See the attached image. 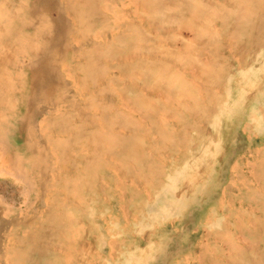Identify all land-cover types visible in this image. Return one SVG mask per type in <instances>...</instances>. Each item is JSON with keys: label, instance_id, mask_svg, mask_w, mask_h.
<instances>
[{"label": "rangeland", "instance_id": "374dc122", "mask_svg": "<svg viewBox=\"0 0 264 264\" xmlns=\"http://www.w3.org/2000/svg\"><path fill=\"white\" fill-rule=\"evenodd\" d=\"M222 1L0 0V264H264V0Z\"/></svg>", "mask_w": 264, "mask_h": 264}, {"label": "bare ground", "instance_id": "6f19581e", "mask_svg": "<svg viewBox=\"0 0 264 264\" xmlns=\"http://www.w3.org/2000/svg\"><path fill=\"white\" fill-rule=\"evenodd\" d=\"M2 1H3V0H2ZM127 1H128V0H127ZM158 1H159V0H158ZM162 1H163V0H162ZM165 1H166V0H165ZM182 1H183V0H182ZM202 1H203V0H202ZM211 1H212V0H211ZM221 1H222V0H221ZM137 2H138V1H137ZM156 2H157V1H156ZM169 2H170V1H169ZM191 2H192V1H191ZM222 2H224V1H222ZM113 3H114V2H113ZM119 3H120V2H119ZM128 3H129V2H128ZM147 3H148V2H147ZM195 3H196V2H195ZM206 3H207V1H206ZM209 3H210V1H209ZM212 3H213V2H212ZM215 3H218V2H215ZM129 4H130V3H129ZM132 4H133V3H132ZM158 4H159V2H158ZM168 4H169V3H168ZM191 4H192V3H191ZM197 4H198V1H197ZM207 4H208V3H207ZM207 4H205V5H207ZM229 4H230V3H229ZM109 5H110V4H109ZM121 5L124 6V4H121ZM121 5H120V6H121ZM133 5H135V4H133ZM171 5H172V4H171ZM37 6H38V5H37ZM47 6H48V5H47ZM126 6H127V5H126ZM126 6H125V7H126ZM176 6H177V5H176ZM176 6H175V7H176ZM179 6H180V5H179ZM199 6H200V5H199ZM141 7H142V6H141ZM196 7H198V6L196 5ZM112 8H113V7H112ZM121 8H123V7H121ZM145 8H146V7H145ZM204 8H206V7L204 6ZM83 9H84V8H83ZM85 9H87V8H85ZM101 9H103V8H101ZM101 9H100V10H101ZM133 9H134V8H133ZM202 9H203V8H202ZM205 10H206V9H205ZM51 11H52V10H51ZM104 11H105V10H104ZM109 11H110V9H109ZM148 11H149V10H148ZM163 11H164V10H163ZM195 11H196V10H195ZM202 11H203V10H202ZM206 11H207V10H206ZM131 12H132V11H131ZM157 12H158V11H157ZM185 12H187V11H185ZM203 12H204V11H203ZM68 13H69V12H68ZM95 13H96V12H95ZM111 13H112V12H111ZM146 13H147V12H146ZM161 13H162V12H161ZM168 13H169V12H168ZM195 13H196V12H194V15H195ZM147 14H148V13H147ZM147 14H146V15H147ZM174 14H175V13H174ZM203 14H204V13H203ZM203 14L201 13V16H202ZM110 15H111V14H110ZM115 15H116V13H115ZM121 15H122V14H121ZM132 15H133V14H132ZM162 15H163V13H162ZM164 15H166V14H164ZM176 15H177V14H176ZM96 16H98V15H96ZM111 16H112V15H111ZM113 16H114V15H113ZM113 16H112V19H113ZM122 16H123V15H122ZM153 16H154V15H153ZM169 16H170V15H169ZM195 16H196V15H195ZM199 16H200V14H199ZM138 17H140V16H138ZM155 17H156V16H155ZM114 18H115V17H114ZM146 18H147V17H146ZM146 18H145V19H146ZM156 18H157V17H156ZM161 18H162V17H161ZM178 18H180V17H178ZM119 19H120V18H119ZM137 19H138V18H137ZM151 19H152V18H151ZM163 19H164V18H163ZM171 19H172V18H171ZM174 19H175V18H174ZM180 19H181V18H180ZM198 19H199V18H198ZM202 19H203V18H202ZM209 19H210V18H209ZM161 20H162V19H161ZM177 20H178V19H177ZM187 20H188V19H187ZM190 20H192V19H190ZM190 20H188V21H190ZM200 20H201V19H200ZM117 21H118V20H117ZM196 21H197V20H196ZM139 22H140V21H139ZM148 22H150V21H148ZM151 22H153V20H151ZM167 22H168V21H167ZM193 22H194V21H193ZM200 22H202V21H200ZM111 23H112V22H111ZM195 24H196V23H195ZM209 24H210V23H209ZM154 25H155V24H154ZM171 25H172V24H171ZM175 25H176V24H175ZM183 25H184V24H183ZM183 25H181V27H183ZM210 25H212V24H210ZM157 26H158V22H157ZM179 26H180V24H179ZM189 26H190V25H189ZM189 26H188V27H189ZM160 27H161V26H160ZM162 27H163V24H162ZM162 27H161V28H162ZM181 27H179V28H181ZM185 27L187 28V25H186ZM191 27H193V26L191 25ZM191 27H189V28H191ZM213 27H214V26H213ZM153 28H154V27H153ZM163 28H164V27H163ZM215 28H216V27H215ZM145 29H146V28H145ZM150 29H151V27H150ZM165 29H166V28H165ZM171 29H172V28H171ZM161 30H162V29H161ZM168 30H169V29H168ZM178 30H179V29H178ZM181 30H182V29H181ZM190 30H191V29H190ZM194 30H195V29H194ZM113 31H114V30H113ZM146 31H148V30H146ZM149 31H150V30H149ZM187 31H188V30H187ZM192 31H193V30H192ZM192 31H190V32H192ZM213 31H214V30H213ZM177 32H178V31H177ZM253 32H254V31H253ZM111 33H112V32H111ZM146 33H147V32H146ZM152 33H154V32L152 31ZM179 33H180V32H179ZM117 34H118V33H117ZM148 34H149V33H148ZM158 34H159V33H158ZM214 34H215V33H214ZM219 34H220V33H219ZM108 35H110V34H108ZM115 35H116V34H115ZM178 35H179V34H178ZM153 36H154V35H153ZM159 36H160V35H159ZM159 36H158V37H159ZM74 37H75V36H74ZM98 37H99V36H98ZM104 37H105V36H104ZM178 37H179V36H178ZM211 37H212V36H211ZM149 38H150V37H149ZM160 38H161V37H160ZM98 39H99V38H98ZM104 39H105V38H104ZM104 39H103V41H104ZM155 39H156V38H155ZM175 39H176V38H175ZM180 39H181V38H180ZM212 39H214V38L212 37ZM215 39H216V38H215ZM74 40H75V39H74ZM162 40H163V39H162ZM199 40H200V39L198 38V41H199ZM228 40H229V39H228ZM100 41H101V40H100ZM158 41H159V40H158ZM171 41H172V40H171ZM177 41H178V39H176V42H177ZM164 42H165V40H164ZM166 42H168V41L166 40ZM229 42H230V41H229ZM121 43H122V42H121ZM171 43H172V42H171ZM177 43H178V42H177ZM161 44H162V43H161ZM164 44H165V43H164ZM163 46H164V45H163ZM173 46H174V44H173ZM202 46H203V45H202ZM206 46H207V45H206ZM241 46H242V44H241ZM228 47H229V46H228ZM173 48H175V47H173ZM233 48H234V47H233ZM242 48H243V47H242ZM251 48H252V47H251ZM176 49H177V48H176ZM178 49H179V47H178ZM205 49H206V48H205ZM37 50H38V49H37ZM179 50H180V49H179ZM227 50H228V49H227ZM158 51H159V50H158ZM176 51H177V50H176ZM189 52H190V51H189ZM149 53H150V52H149ZM151 53H152V52H151ZM191 53H192V52H191ZM210 53H211V52H210ZM156 54H157V53H156ZM201 54H202V53H201ZM140 55H141V54H140ZM145 55H146V54H145ZM202 55H203V54H202ZM125 56H126V55H125ZM127 56H128V55H127ZM133 56H134V54H133ZM153 56H154V55H153ZM200 56H201V55H200ZM206 56H207V55H206ZM120 57H121V56H120ZM122 57H124V56H122ZM128 57H129V56H128ZM128 57H127V58H128ZM145 57H146V56H145ZM154 57H155V56H154ZM157 57H158V56H157ZM238 57H239V56H238ZM240 57H241V56H240ZM165 58H166V57H165ZM206 58H207V57H206ZM158 59H159V58H158ZM169 59H170V58H168V60H169ZM111 60H113V59H111ZM159 60H160V59H159ZM199 60H200V59H199ZM204 62H205V61H204ZM155 63H156V62H155ZM168 63H169V62H168ZM205 63H207V61H206ZM63 64H64V63H63ZM157 64H158V63H157ZM162 64H164V63L162 62ZM165 64H166V61H165ZM202 64H203V63H202ZM166 65H168V64H166ZM203 65H204V64H203ZM237 65H238V64H237ZM64 67H65V66H64ZM162 67H163V66H162ZM174 67H175V66H174ZM160 68H161V67H160ZM182 68H183V67H182ZM194 68H195V67H194ZM65 69H66V67H65ZM162 69H163V68H162ZM191 69H192V68H191ZM159 70H160V69H159ZM174 70H175V69H174ZM189 70H190V69H189ZM189 70H188V71H189ZM195 70H196V69H195ZM157 71H158V70H157ZM182 71H183V70H182ZM192 71H193V70H192ZM192 71H191V72H192ZM205 71H206V69H205ZM31 72H32V71H31ZM189 72H190V71H189ZM151 73H152V72H151ZM163 73H164V72H163ZM173 73H176V72H173ZM173 73H172V74H173ZM138 74H139V73H138ZM138 74H137V75H138ZM161 74H162V73H161ZM164 74H165V73H164ZM167 74H168V73H167ZM187 74H188V73H187ZM152 75H153V74H152ZM157 75H158V74H157ZM214 75H215V74H214ZM32 76H34V75H32ZM153 76H154V75H153ZM168 76H170V75H168ZM191 76H192V75H191ZM203 76H204V75H203ZM30 77H31V76H30ZM149 77H150V76H149ZM154 77H155V76H154ZM156 77H157V76H156ZM137 78H138V77H137ZM146 78H147V76H146ZM150 78L152 79V77H150ZM150 78H149V79H150ZM184 78H185V77H184ZM187 78H188V77H187ZM202 78H203V77H202ZM126 79H127V78H126ZM127 80H128V79H127ZM143 80H144V79H143ZM198 80H199V79H198ZM139 81H141V80H139ZM147 81H148V80H147ZM181 81H182V80H181ZM195 81H196V80H195ZM145 83H146V82H145ZM175 83H177V82H175ZM192 83H193V82H192ZM149 84H151V83H149ZM178 84H179V83H178ZM200 84H201V83H200ZM204 84H205V83H204ZM239 84H240V83H239ZM146 85H147V83H146ZM153 85H154V84H153ZM176 85H177V84H176ZM195 85H196V84H195ZM143 86H144V85H143ZM147 87H150V86H147ZM157 88H158V87H157ZM191 88H192V87H190V89H191ZM141 89H142V88H141ZM144 89H145V88H144ZM198 89H199V87H198ZM146 90H147V89H146ZM165 90H166V89H165ZM193 90H194V89H193ZM138 91H139V90H138ZM138 91H137V92H138ZM143 91H144V90H143ZM194 91H195V90H194ZM147 92H149V91H147ZM155 92H156V91H155ZM150 93H151V92H150ZM194 93H196V92H194ZM194 93H193V95H195ZM162 94H163V93H162ZM137 95H138V94H137ZM158 95H159V94H158ZM168 95H169V94H168ZM123 96H124V95H123ZM148 96H149V95H148ZM148 96H147V97H148ZM161 96H163V95H161ZM126 97L128 98V96H126ZM132 97H133V96H132ZM167 97H168V96H167ZM127 98H126V99H127ZM133 98H134V97H133ZM159 98H160V97H159ZM197 98H198V96H197ZM137 99H138V97H137ZM163 99H164V97H163ZM201 99H203V98H201ZM135 100H136V99H135ZM150 100H151V99H150ZM167 100H168V99H167ZM169 100H170V99H169ZM169 100H168V101H169ZM136 101H137V100H136ZM136 101H135V103H137L136 105H138V103H139L140 101H138V102H136ZM201 101H202V100H201ZM129 102H131V101H129ZM142 102H144V101L142 100ZM142 102H141V103H142ZM145 102H146V101H145ZM145 102H144V103H145ZM150 102H151V101H150ZM161 102H162V101H161ZM147 104H148V102H147ZM147 104H146V105H147ZM184 104H185V103H184ZM128 105H129V104H128ZM139 105L141 106L142 104L139 103ZM154 105H155V104H154ZM133 107H134V106H133ZM145 107H146V106H145ZM168 107H169V106H168ZM135 108H137V107H135ZM179 108H180V107H179ZM141 109H142V108H141ZM141 109H140V107H139V110H141ZM177 109H178V107H177ZM181 109H182V108H181ZM133 110H134V109H133ZM133 110H131V111H133ZM143 110H144V112H145V109H143ZM143 110H142V111H143ZM134 111H136V110H134ZM175 111H176V110H175ZM246 111H247V110H246ZM136 112H137V111H136ZM166 112H167V111H166ZM161 113H162V112H161ZM167 114H169V113H167ZM170 114H171V113H170ZM172 114H173V113H172ZM172 114H171V115H172ZM141 115H142V114H140V116H141ZM145 115H146V114H145ZM145 115H144V117L146 118ZM138 116H139V115H138ZM142 116H143V115H142ZM160 116H161V115H160ZM244 116H245V114H244ZM247 116H248V114H247ZM144 117H143V118H144ZM165 118H167V117H165ZM169 118H170V117H169ZM169 118H168V119H169ZM170 119H171V118H170ZM246 119H247V118H246ZM141 120H142V119H141ZM165 120H166V119H165ZM243 120H245V119H243ZM174 121H175V120H174ZM241 122H242V121H241ZM244 122H245V121H244ZM244 122H242V123H244ZM163 123H164V122H163ZM247 125H248V123H247ZM165 127H166V126H165ZM242 129H243V128H242ZM244 129H245V128H244ZM4 131H5V130H4ZM247 133H248V131H247ZM252 135H253V134H252ZM1 138H2V137H1ZM2 139H3V138H2ZM142 140H143V139H142ZM2 144H3V143H2ZM4 150H5V149H4ZM7 150H8V149H7ZM1 151H2V150H1ZM1 151H0V152H1ZM255 151H256V150H255ZM4 153H5V152H4ZM12 153H14V152H12ZM1 154H2V153H1ZM255 154H256V153H255ZM255 154H254V156H256ZM0 156H1V155H0ZM16 156H17V155H16ZM18 156H19V155H18ZM18 156H17V159H18ZM4 157H5V156H4ZM0 159H1V158H0ZM27 159H28V158H27ZM1 160H2V159H1ZM20 160H21V159H20ZM12 161L14 162V160H12ZM17 161H18V160H17ZM17 161H16V162H17ZM22 161H23V160H22ZM24 161H25V160H24ZM261 161H262V160H260V162H261ZM0 162H2V161H0ZM16 162H15V163H16ZM115 162H116V161H115ZM252 162H253V161H252ZM10 163H12V162H10ZM162 163H164V162H162ZM256 163H257V162H256ZM5 164H6V162H5ZM7 164H8V163H7ZM258 164H259V163H258ZM14 165H15V164H14ZM175 165H176V164H175ZM18 166H19V165H18ZM249 166H250V162H249ZM253 166H254V165H253ZM8 167H11V166L8 165ZM16 167H17V166H16ZM65 167H66V166H65ZM256 167H257V166H256ZM3 168H5V167H3ZM12 168H13V166H12ZM17 168H18V167H17ZM17 168H16V169H17ZM20 168H21V167L19 166V170H20V172H22V170H21ZM111 168H112V167H111ZM114 168H115V167H114ZM254 168H255V167H254ZM9 169H10V168H9ZM16 169L14 168V169H11V170H16ZM112 169H113V168H112ZM5 170H6V169H5ZM17 170H18V169H17ZM17 170H16V171H17ZM19 170H18V172H19ZM115 170H116V169H115ZM250 170H251V169H250ZM3 171H4V170H3ZM247 171H248V169H247ZM18 172H17V173H18ZM26 172H27V171H26ZM120 172H121V171H120ZM256 172H257V171H256ZM258 172H259V171H258ZM258 172H257V173H258ZM7 173H8V171H7ZM9 173H12V172L10 171ZM14 173H15V171H14ZM14 173H13V175H14ZM17 173H16V175H17ZM114 173H115V172H114ZM247 173H248V172H247ZM257 173H256V174H257ZM25 174H26V173H25ZM27 174H28V173H27ZM232 174H233V173H232ZM16 175H14V176H16ZM252 175H253V174H252ZM19 176H20V175H19ZM19 176H16V177L18 178ZM27 176H28V175H27ZM257 176H258V175H256L255 177H257ZM21 177H22V176H21ZM28 178H29V176H28ZM21 179L24 180L25 178L22 177ZM30 179H31V178H30ZM124 179H125V178H124ZM135 179H136V178H135ZM253 179H254V178H253ZM256 179H257V178H256ZM28 180H29V179H28ZM52 180H53V179H52ZM137 180H138V179H137ZM135 181H136V180H135ZM135 181H134V182H135ZM252 181H253V180H252ZM23 182H25V180H24ZM132 182H133V181H132ZM256 182H257V181H256ZM5 183H6V182H5ZM253 183H254V182H253ZM5 185H6V184H5ZM254 185H255V184H254ZM17 186H18V185H17ZM22 186H23V185H22ZM27 186H28V185H27ZM257 186H258V185H257ZM7 187H8V186H7ZM23 187H24V186H23ZM13 188H14V187H13ZM17 188H18V187H17ZM17 188H15V189H17ZM31 188H32V187H31ZM257 188H258V187H257ZM2 190H3V189H2ZM29 190H30V189H29ZM122 190H123V189H121V191H122ZM25 191H26V190H25ZM74 191H75V190H74ZM19 192H20V191H19ZM22 193H23V191H22ZM45 193H46V192H45ZM71 193H72V192H71ZM73 193H74V192H73ZM24 194H25V192H24ZM49 195H50V194H49ZM71 195H72V194H71ZM72 196H73V195H72ZM119 196H120V195H119ZM145 196H146V195H145ZM42 198H43V197H42ZM72 199H73V198H72ZM220 202H221V201H220ZM220 204H221V203H220ZM226 204H227V202H226ZM78 205H79V204H78ZM219 206H220V205H219ZM247 206H248V205H247ZM80 207H81V206H80ZM120 208H121V206H120ZM207 208H208V207H207ZM123 209H124V208H123ZM125 210H126V209H125ZM208 210H209V209H208ZM253 210H254V209H253ZM255 210H256V209H255ZM41 211H42V210H41ZM121 211H123V210L121 209ZM66 212H67V211H66ZM124 212H125V211H124ZM68 213H69V212H68ZM68 213H67V214H68ZM122 213H123V212H122ZM125 213H126V212H125ZM125 213H124V214H125ZM39 214H40V213H39ZM197 214H198V213H197ZM68 215H69V214H68ZM130 216H131V215H130ZM132 216H133V215H132ZM106 217H107V216H106ZM132 218H133V217H132ZM211 218H213V217H211ZM234 218H235V217H234ZM114 219H115V218H114ZM123 219H124V218H123ZM102 221H103V220H102ZM109 222H110V221H109ZM262 222H263V221H262ZM247 223H248V222H247ZM252 223H253V222H252ZM122 225H123V224H122ZM250 225H251V224H250ZM232 226H233V225H232ZM251 227H252V226H251ZM71 228H72V227H71ZM256 229H257V228H256ZM258 229H259V228H258ZM144 231H145V230H144ZM68 235H69V237H70V232H69ZM206 235H207V234H206ZM240 236H241V235H240ZM247 236H248V235H247ZM211 237H212V236H211ZM256 237H257V236H256ZM256 237H255V238H256ZM8 238H9V237H8ZM259 239H260V238H259ZM115 240H116V238H115ZM241 240H242V239H241ZM257 240H258V239H257ZM110 241H111V240H110ZM112 241H113V240H112ZM112 241H111V242H112ZM114 242H115V241H114ZM257 242H258V241H257ZM77 243H78V242H77ZM83 243H84V242H83ZM106 243H107V242H106ZM80 244H81V243H80ZM80 244H79V245H80ZM113 244H114V243H113ZM253 244H254V243H253ZM79 245H78V246H79ZM86 245H87V244H86ZM107 245H108V244H107ZM245 245H246V244H245ZM251 245H252V244H251ZM255 245H256V244H255ZM88 246H89V244H88ZM51 247H52V246H51ZM116 247H117V246H116ZM252 247H253V246H252ZM254 247H255V246H254ZM62 248H63V247H62ZM145 249H146V248H145ZM72 250H73V249H72ZM78 250H79V249H78ZM76 251H77V250H76ZM82 251H83V250H82ZM204 251H205V250H204ZM88 252H89V251H88ZM89 255H90V254H89ZM200 255H201V254H200ZM197 256H198V255H197ZM89 257H90V256H89ZM94 258H95V257H94ZM110 258H111V257H110ZM217 258H218V257H217ZM96 260H97V259H96ZM96 260H95V261H96ZM226 260H227V259H226ZM77 261H79V260H77ZM111 261H112V259H111ZM223 262H224V261H223ZM225 262H226V261H225ZM5 263H7V262H5Z\"/></svg>", "mask_w": 264, "mask_h": 264}]
</instances>
